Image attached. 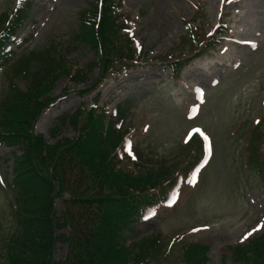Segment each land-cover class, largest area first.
<instances>
[{"label":"rangeland","instance_id":"rangeland-1","mask_svg":"<svg viewBox=\"0 0 264 264\" xmlns=\"http://www.w3.org/2000/svg\"><path fill=\"white\" fill-rule=\"evenodd\" d=\"M30 1L33 6L29 15L34 23L30 32L34 31V36L26 46L39 48L48 41L68 42L76 30L77 14L81 16L92 10L96 0ZM14 2L0 0V12L10 11ZM122 10L132 24L136 46L147 54L146 58L168 54L181 57L184 55L182 49H191L183 27L188 19L194 21L197 41H204L219 21L230 31L217 50L215 47L211 49L213 51L205 52L208 55L184 69L179 81L170 79L162 65L147 63L118 82H108L101 90V101L115 104L134 95L135 102L124 124L131 132L124 148L131 152L135 150L146 163H153L155 173L167 170L172 176L178 169L181 174L185 168H190L194 164H191L194 147L182 145L181 137L191 125H201L205 129L213 141L214 155L200 174L198 187L194 191L190 189L187 183L190 177L183 187L174 189L180 197L179 206L156 210L152 222L139 225L137 231L145 237L159 234L165 254L170 252L167 262L160 259V264H182L180 247L185 242H201L209 247L206 264H232L228 248L259 236L264 224V179L245 166L247 154L244 151L250 131L256 130L262 140L261 144L256 143V151L261 154L260 150H264V103L260 106L264 97V0H121L118 11ZM244 40L254 41L256 49L236 45L237 41ZM193 55L192 52L184 57ZM95 59L96 54L84 48L74 49L68 56L77 67ZM98 72V68H93L88 83L96 79ZM211 78L221 83L210 86ZM3 85L0 80V94ZM77 88L62 78L46 96L45 99H54L68 94L39 118L34 129L35 134L43 136L49 144L76 134L67 125L60 126L56 137L51 134L60 116L72 113L82 103L91 106L92 97L79 100L74 94ZM194 89L207 90L206 103L198 117L189 119L187 105L193 98ZM256 117H260L261 122L253 127L251 121ZM11 150L0 145V181L10 177L12 161L5 162V159L9 158ZM155 163L158 169H155ZM122 166L133 169L126 161ZM112 172L116 173V168ZM176 177L177 174L173 183ZM3 179L0 183V228L6 231L10 219ZM117 189L123 190L120 186ZM52 198L55 220L65 209V198L54 195ZM79 208L76 205L73 210L77 212ZM249 232L251 235H247ZM65 233V229L56 230L54 236ZM64 255L65 246L57 242L53 259L61 260Z\"/></svg>","mask_w":264,"mask_h":264},{"label":"trees","instance_id":"trees-1","mask_svg":"<svg viewBox=\"0 0 264 264\" xmlns=\"http://www.w3.org/2000/svg\"><path fill=\"white\" fill-rule=\"evenodd\" d=\"M101 15L98 21L94 11L90 12L67 43L51 42L40 55L23 59L0 97V143L20 151V155L11 152L10 179L4 182L10 223L8 230L0 228V264H142L160 253L155 237L130 239L135 236L131 219L147 201L145 190L163 185L167 170L154 173L155 178L153 170L146 168L135 176L110 173L115 168L110 155L119 137L105 133L102 117L91 113L72 116L69 124L77 135L53 146L31 133L43 108L40 102L55 82L61 77L75 82L86 76V70L70 71L66 64L72 47L98 50L103 72L113 61L132 58L127 39L116 35L119 26L110 0L104 1ZM6 19L1 16L0 25ZM188 33L195 41L193 32ZM22 82L26 83L24 90L18 88ZM250 153L253 158L255 152ZM255 158L256 167L264 168ZM53 195L66 197L65 210L55 220ZM76 205L80 206L77 212L73 210ZM64 228L66 234L54 236ZM56 242L66 247L64 258L57 261L53 259ZM128 242L130 249L125 247ZM206 253V248L190 245L185 247L182 261L204 264ZM230 260L232 264H264V233L231 249Z\"/></svg>","mask_w":264,"mask_h":264},{"label":"snow or ice","instance_id":"snow-or-ice-1","mask_svg":"<svg viewBox=\"0 0 264 264\" xmlns=\"http://www.w3.org/2000/svg\"><path fill=\"white\" fill-rule=\"evenodd\" d=\"M242 42L249 45V48L251 50H255L257 47V45L254 41L244 40ZM234 66L236 67L237 70L239 69L238 64H236ZM209 83L210 84H219V83H221V81L218 79H215V78H211ZM204 103H205V101L201 100V103L199 106L194 105L191 109L188 110V112L191 113V115L189 116V119L196 118L199 116L200 109L203 107ZM145 131H147V128H145ZM193 133L196 135H199L202 138V141L204 143L205 156L207 157L206 159H202V161L197 165V167L193 170V172L191 174L192 178L189 179L187 182L190 189L194 191L198 187L200 174L209 165V163L211 162V159L213 158L214 147L212 145L211 137L208 136L199 127H196V128H193L190 130L188 137L185 138L186 142H188V140L191 138ZM125 151H128V149H125ZM132 158L135 159L136 157L133 156ZM0 183H2V181H0ZM179 199H180V197L174 193L172 198L170 200H168L167 206L169 207V209H173L174 205L176 207H178L179 206ZM145 219H147V217H145ZM259 227L260 226L258 225L257 228H259ZM256 230L257 229H253V231H256ZM193 231H196V229H193ZM247 235H251V232L247 233Z\"/></svg>","mask_w":264,"mask_h":264}]
</instances>
